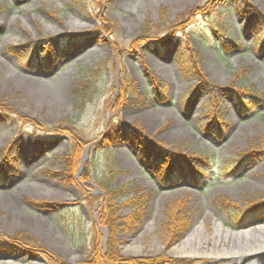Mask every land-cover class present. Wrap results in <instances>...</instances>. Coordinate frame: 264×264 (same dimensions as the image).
I'll use <instances>...</instances> for the list:
<instances>
[{
    "label": "rangeland",
    "instance_id": "374dc122",
    "mask_svg": "<svg viewBox=\"0 0 264 264\" xmlns=\"http://www.w3.org/2000/svg\"><path fill=\"white\" fill-rule=\"evenodd\" d=\"M91 79L79 111L74 87ZM130 127L167 151L139 147ZM80 140L67 181L62 158ZM174 153L195 172H178ZM169 216L190 221L175 244ZM213 217L233 232L264 226V0H0V263L82 264L111 242L122 259L227 264L209 257L232 246ZM198 226L201 259L176 256Z\"/></svg>",
    "mask_w": 264,
    "mask_h": 264
},
{
    "label": "trees",
    "instance_id": "16d2710c",
    "mask_svg": "<svg viewBox=\"0 0 264 264\" xmlns=\"http://www.w3.org/2000/svg\"><path fill=\"white\" fill-rule=\"evenodd\" d=\"M206 43L207 42H204V44ZM196 59L198 60V57L193 58L194 65L195 64L197 65ZM184 64L186 63L182 61L181 65H184ZM243 78H244V71L243 70L238 71V73L236 74V81L237 82L242 81ZM94 81H95L94 79H91L90 81L85 80L75 85L74 95L79 102V111H83L86 105L94 101V98L97 94L96 84L93 83ZM223 90L228 95L232 93L231 89H223ZM243 92L245 93V95H247L249 98L253 99L254 101H256L257 98L260 97L255 91H252L249 87L247 91H243ZM215 103L217 102L215 101ZM129 130L130 131L127 134V138L129 140L134 141L139 147L141 146L146 149V147L151 144L158 150L167 151L163 145L158 144L156 142H152L150 139H148L145 135H143L137 129H133L130 127ZM116 139H117V136H114V135H112L111 137L108 136V143L110 144L112 142V144H114L116 142ZM81 142H82L81 140L79 142H75L72 151L65 154L64 157L62 158L67 177L69 178V179H66L67 181L76 182V175L78 174V171L80 170L81 160H82V155H83V150L81 148V145H82ZM173 156L179 159V165L174 167V168H178L177 170L178 172L179 171L181 172L190 171L191 173L195 172L194 167H192L189 164V160L194 159V157L184 156V154L182 153H174ZM146 163L151 164V161L147 160ZM152 165L154 166L157 164H152ZM163 166H164V170L166 171L165 177H167L168 179L171 178L172 173H173L172 164L169 162L167 164H164ZM85 175H86V169L84 167L80 179H85ZM194 175H192V177H194ZM105 190H106L105 194H107L106 201L107 199H110L111 201H113L114 197L116 196V192L113 190H110L108 187L107 188L105 187ZM222 203L229 205V207L233 209L237 208V206H234V205L230 206V204H228L227 202L222 201ZM257 208H258V205L256 206L252 205L250 206V208L243 210L241 214L239 215V220L241 221V219L244 218L246 215L250 214L251 212H255ZM139 211H140L139 209H136L135 215L134 216L131 215L130 217L126 218V221L133 224L134 221L139 218V215H140ZM169 218L171 220V223L168 224L170 227V238H171L170 241L172 242V244H175L181 241L188 233L190 229V221L188 219H185V220L182 219L180 221V220H177L175 216H169ZM236 221L238 222V220ZM109 228L112 230V226H109ZM15 239L20 240V242L24 246L34 250L35 246L32 243H35V241L32 240L28 235H25V234L18 235V237H16ZM54 264H59V263L55 262ZM82 264H191V263L188 261H184V260L174 261V260H170V259L163 258V257L152 258V259H122L117 254V251L115 250V246L111 242H109L106 254H103L101 252V254H99L95 259L93 258L91 261H87Z\"/></svg>",
    "mask_w": 264,
    "mask_h": 264
},
{
    "label": "bare ground",
    "instance_id": "6f19581e",
    "mask_svg": "<svg viewBox=\"0 0 264 264\" xmlns=\"http://www.w3.org/2000/svg\"><path fill=\"white\" fill-rule=\"evenodd\" d=\"M148 62H152L151 59ZM156 70H161L159 67ZM168 78V77H167ZM52 97L58 106L65 105L69 98L65 94V90L62 83H55L52 86ZM50 89V90H51ZM73 99V98H72ZM212 223L215 231V238H219L220 241H229L231 250L225 253H210L209 257L215 261H226L227 264H239L243 258L248 255L264 251V226L253 228L242 232H233L226 228L224 224L217 218H212ZM205 228L198 226L192 230L187 236V239L173 248V253L180 257H190L194 260L201 259L202 254L199 250L192 245L193 241L203 232ZM223 246V244H220ZM234 245L238 246V250H235ZM133 254L139 253V249L133 247L130 249ZM0 264H16L12 262H4Z\"/></svg>",
    "mask_w": 264,
    "mask_h": 264
},
{
    "label": "water",
    "instance_id": "95a60500",
    "mask_svg": "<svg viewBox=\"0 0 264 264\" xmlns=\"http://www.w3.org/2000/svg\"><path fill=\"white\" fill-rule=\"evenodd\" d=\"M221 262H223V260ZM239 264H264V251H259L258 253L246 256Z\"/></svg>",
    "mask_w": 264,
    "mask_h": 264
}]
</instances>
